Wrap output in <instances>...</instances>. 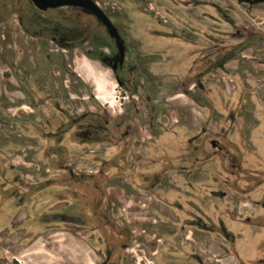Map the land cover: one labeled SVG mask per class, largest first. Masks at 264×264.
<instances>
[{
    "label": "flooded vegetation",
    "instance_id": "1",
    "mask_svg": "<svg viewBox=\"0 0 264 264\" xmlns=\"http://www.w3.org/2000/svg\"><path fill=\"white\" fill-rule=\"evenodd\" d=\"M93 1L119 40L80 7L0 0V43L16 16L17 41L54 46L40 68L21 45L3 77L0 213L12 223L44 200L30 220L65 231L96 264H264V0H180L192 19L186 37V22L173 34L167 14L148 26L134 20L139 4ZM81 58L110 71L126 95L117 116L77 70ZM53 70L74 83L44 89ZM38 151L50 166L28 182L26 158ZM257 232L263 239L246 250Z\"/></svg>",
    "mask_w": 264,
    "mask_h": 264
},
{
    "label": "rangeland",
    "instance_id": "2",
    "mask_svg": "<svg viewBox=\"0 0 264 264\" xmlns=\"http://www.w3.org/2000/svg\"><path fill=\"white\" fill-rule=\"evenodd\" d=\"M107 3L116 6L117 0H105ZM123 5H131V4H139L140 8L137 9L136 14L134 16V20L144 21L146 25L153 24L154 21L161 24L164 20L166 14L168 20V26L171 29L170 32L176 33L181 32V22H186L183 24L182 28V35L186 37L189 35L188 32H185L184 27H189L191 23V15L184 7H180L178 3L180 0H143L141 3L137 2V0H118ZM173 1L177 5V9L173 6ZM215 2L226 5L229 0H215ZM151 3L153 6H151ZM156 6L160 8H156ZM155 8V9H154ZM211 10V9H210ZM237 11L236 15L237 23L241 24L244 21L242 15L238 9L235 8ZM161 12V13H159ZM197 11H193V14H196ZM212 12V10L210 11ZM118 14V11H116ZM141 14V15H140ZM147 14V15H145ZM198 15L202 16L205 19L206 9L205 7H200L197 13ZM123 15V14H122ZM216 15V14H215ZM132 17V16H131ZM16 16H12L6 22L5 28V36L6 41L0 43V90H4L6 87V81L4 80V74L9 72L8 64H13L16 61L20 51V46L23 45L24 50L26 53L29 54L30 49H33V53H36L35 56L38 58V64L40 68H44L47 64L44 57V52H47L49 49H54V46L51 44H39L32 45V40H27L29 43H24L23 41H17V33H16V25L15 20ZM154 20V21H153ZM258 21V20H257ZM135 22V21H134ZM138 23L135 22V25ZM190 29V28H189ZM255 29V27H253ZM137 32V31H136ZM206 32V31H204ZM136 34V33H135ZM204 40V39H203ZM206 43V41H204ZM43 45V46H42ZM39 47V48H38ZM42 47H45L43 49ZM55 52V51H54ZM56 54V53H52ZM79 57L80 54H79ZM52 61L56 60L55 55L52 56ZM158 58V57H155ZM50 67V71H51ZM76 68L80 74L84 75V79L93 82L95 86L96 94L100 96L102 101V105L104 109H107L113 116H117L118 112L124 108L128 104V100H124L122 97L126 96L121 89L118 88L117 83L112 78V73L110 71H100L98 68L93 70V66H91L90 62L85 58H81L77 60ZM49 69V68H48ZM56 73H58L59 68H56ZM50 75L44 80V89H52L56 86L54 79L59 78L60 83L63 85H70L74 83V81L68 80L69 78L65 77L63 72L61 75H54V70L50 73ZM56 76V77H55ZM49 78L51 79L50 81ZM66 81V82H65ZM100 89V92L97 90ZM90 89H93L91 87ZM100 93V94H99ZM78 101V100H77ZM43 126V125H42ZM38 147H42L40 144ZM37 154H29L27 156V160L32 161L33 163L25 164L24 168H26L25 172H22L24 175H28V182H34L37 178H41L42 174L45 170L50 166L44 157L42 156V151H38ZM76 154V153H75ZM23 159H19L21 163L19 166L24 162ZM9 174V175H8ZM6 176H3L2 181L13 186L14 183V175L13 173H7ZM111 177H114L110 173ZM12 188V187H11ZM15 189H11L10 192L14 191ZM27 190V191H25ZM25 192H30V189L25 188ZM113 190H111L112 192ZM118 195H123L124 193L118 189ZM130 192L126 191L125 196L129 195ZM14 196V193L12 194ZM17 197H15V201ZM15 201H8L7 205L11 209ZM44 200H38L28 205L27 208H23L20 213L15 217L16 219L12 220L9 219L7 221V211H3L0 213V264H10L15 259H18L22 262V264H96V260L94 255L89 249L83 248L80 242L75 240L72 236L68 235L65 231L60 234H53L52 232H43L42 229L39 227L40 225L38 222L30 220V210L34 212L35 210L43 209L45 207ZM7 222V223H6ZM6 228V229H5ZM5 229V230H2ZM259 232V231H258ZM257 232V233H258ZM251 242L250 247H246V250H253L256 246L257 240H262V236L260 233L256 235ZM142 259V256H139V260Z\"/></svg>",
    "mask_w": 264,
    "mask_h": 264
},
{
    "label": "water",
    "instance_id": "3",
    "mask_svg": "<svg viewBox=\"0 0 264 264\" xmlns=\"http://www.w3.org/2000/svg\"><path fill=\"white\" fill-rule=\"evenodd\" d=\"M33 4H35L41 10H48L63 6H75L80 7L94 14L104 25H106L112 36L116 37L118 40L120 36L117 33V30L112 25L109 18L105 15V13L95 4L93 0H31ZM122 43L119 42V47L121 49ZM122 51V49H121ZM124 52H121V59H123Z\"/></svg>",
    "mask_w": 264,
    "mask_h": 264
}]
</instances>
